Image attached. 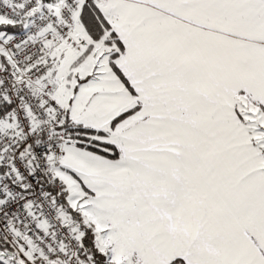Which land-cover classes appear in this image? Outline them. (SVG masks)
Wrapping results in <instances>:
<instances>
[{
    "label": "snow or ice",
    "instance_id": "6c2138e0",
    "mask_svg": "<svg viewBox=\"0 0 264 264\" xmlns=\"http://www.w3.org/2000/svg\"><path fill=\"white\" fill-rule=\"evenodd\" d=\"M0 264H264V0H0Z\"/></svg>",
    "mask_w": 264,
    "mask_h": 264
}]
</instances>
